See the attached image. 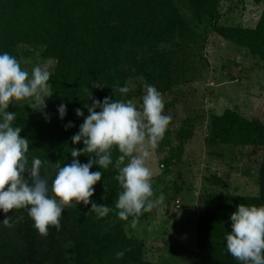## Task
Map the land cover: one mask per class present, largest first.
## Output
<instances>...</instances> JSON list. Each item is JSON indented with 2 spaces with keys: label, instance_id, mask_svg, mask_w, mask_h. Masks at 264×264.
Here are the masks:
<instances>
[{
  "label": "trees",
  "instance_id": "obj_1",
  "mask_svg": "<svg viewBox=\"0 0 264 264\" xmlns=\"http://www.w3.org/2000/svg\"><path fill=\"white\" fill-rule=\"evenodd\" d=\"M180 1L191 19L207 23L215 34L264 65V8L253 28L221 26L216 23L220 0ZM262 1L253 0L256 4ZM190 22L175 0H0V52H8L20 62L37 54L54 63L48 89L52 95L45 100L46 108L34 110L18 102L9 105L8 111L16 112L14 126L21 127L20 136L29 139L27 166L38 157L44 162L40 175L51 186L58 166L71 163L72 148L84 147L83 142L71 141L84 120L75 109L88 115L84 105H91L90 93L101 101L109 96L132 99L139 106L145 82L163 95L180 87L186 75L183 62L201 41ZM126 82L131 91L124 95L118 87ZM97 83L101 86L95 87ZM60 104L67 106L63 120L57 111ZM69 122L74 126L66 129ZM189 122L185 120L177 132L178 146L171 148L167 131L160 140L157 148L165 145L169 152L161 163L164 171L180 159L182 145L191 133ZM208 142L260 152L258 191L254 196L204 193L191 264H241L227 252L225 236L231 231L230 215L240 204H264V125L227 109L211 116ZM120 155L113 147V164L107 169L93 165L90 170L103 171L90 200L108 205L112 211L107 217L90 213L91 204L68 205L62 212L61 229L50 226L44 236L35 229L26 209L0 211V221L6 215L18 221L12 228L0 223V264H154L145 258L144 242L131 237L127 229L129 223L151 217L154 208L127 220L117 215L115 202L123 189L114 177ZM77 159L87 163L95 155L84 153ZM118 251L125 252L122 258L116 257Z\"/></svg>",
  "mask_w": 264,
  "mask_h": 264
},
{
  "label": "clouds",
  "instance_id": "obj_2",
  "mask_svg": "<svg viewBox=\"0 0 264 264\" xmlns=\"http://www.w3.org/2000/svg\"><path fill=\"white\" fill-rule=\"evenodd\" d=\"M50 77L47 67L38 64L29 72L15 56L0 52V211L7 214L10 210L26 209L33 226L44 236L48 235L50 226L57 231L61 229L62 212L68 205L91 204L90 213L98 218L107 217L112 209L90 200L95 192L93 186L101 181L103 171L90 170L93 165L100 169L112 165L113 147L121 153L115 163L118 174L114 177L123 189L115 202L119 219L138 217L145 210L163 205V193L154 198L153 172L148 160L163 138L172 114L165 112L163 94L146 82L139 106L132 99L115 100L109 96L101 101L92 98L90 93L88 98L92 103L84 105L88 115L80 108L75 109L77 117L84 120L71 141L73 144L83 142L84 147L72 148L71 163L58 166L51 186L48 179L40 175L44 162L34 157L31 167L27 166L29 139L22 138L23 129L14 126L16 112H9V105L28 101L26 104L34 110L46 108L44 97L52 95L45 94L51 88ZM118 91L126 95L131 87L126 82ZM57 111L63 120L67 106L60 104ZM44 116L50 120L47 113ZM73 126L69 122L65 128ZM84 153L94 154L95 159L81 163L77 158ZM230 220L231 231L225 236L227 252L241 264H264V204H240ZM17 222L7 215L0 221L8 228ZM124 254L118 251L116 257L122 258Z\"/></svg>",
  "mask_w": 264,
  "mask_h": 264
},
{
  "label": "rangeland",
  "instance_id": "obj_3",
  "mask_svg": "<svg viewBox=\"0 0 264 264\" xmlns=\"http://www.w3.org/2000/svg\"><path fill=\"white\" fill-rule=\"evenodd\" d=\"M175 1L201 41L183 62L184 83L163 95L165 112L172 114L166 129L171 148L178 146L177 132L185 120L190 121L191 133L182 145L180 159L173 160L166 171L161 163L169 156L168 147L152 151L148 165L153 172L154 198L163 193L165 202L155 207L148 219L133 221L127 227L131 237L144 242L145 258L154 264H191L195 223L204 193L257 194L260 152L208 142L211 116L229 109L264 125V65L215 34L207 23L191 19L186 5ZM263 8L264 0L259 4L253 0H220L216 23L253 28ZM20 63L29 72L38 64L50 72L54 69V63L43 61L37 54Z\"/></svg>",
  "mask_w": 264,
  "mask_h": 264
}]
</instances>
